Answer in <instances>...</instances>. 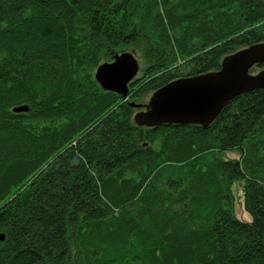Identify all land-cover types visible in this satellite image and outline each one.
Returning a JSON list of instances; mask_svg holds the SVG:
<instances>
[{
	"label": "trees",
	"instance_id": "16d2710c",
	"mask_svg": "<svg viewBox=\"0 0 264 264\" xmlns=\"http://www.w3.org/2000/svg\"><path fill=\"white\" fill-rule=\"evenodd\" d=\"M258 43L264 0H0V264H264V90L206 130L130 107ZM126 51L123 99L94 73Z\"/></svg>",
	"mask_w": 264,
	"mask_h": 264
},
{
	"label": "water",
	"instance_id": "95a60500",
	"mask_svg": "<svg viewBox=\"0 0 264 264\" xmlns=\"http://www.w3.org/2000/svg\"><path fill=\"white\" fill-rule=\"evenodd\" d=\"M264 63V43L241 49L224 57L220 69L195 77L174 80L149 97L145 110L132 117L136 127L196 125L207 129L234 98L255 90H264V68L251 71ZM139 63L130 52L116 55L111 62L100 64L94 79L102 90L128 97V85L137 77ZM130 107L141 106L131 103ZM26 106L14 108L26 112ZM0 235V241H3Z\"/></svg>",
	"mask_w": 264,
	"mask_h": 264
},
{
	"label": "rangeland",
	"instance_id": "374dc122",
	"mask_svg": "<svg viewBox=\"0 0 264 264\" xmlns=\"http://www.w3.org/2000/svg\"><path fill=\"white\" fill-rule=\"evenodd\" d=\"M126 52H130L132 53L136 59L138 60V63H139V72H138V75L141 73V70L143 68V64L141 63L139 57L137 56V54L131 52V51H126ZM118 55V54H117ZM105 62H108V61H105ZM104 62V63H105ZM257 72L256 69H253L251 71V74H255ZM147 102H148V99H146ZM146 102V103H147ZM146 103H144L146 105ZM141 106H143L144 104L142 103H139ZM144 108V107H143ZM227 157H231V158H237V155L234 154V153H230L227 155ZM232 193H233V196H234V210H235V214H236V217L240 220V221H243V222H250L251 219L249 217V215L245 212L244 210V205H243V196H242V190H241V186L240 184L238 183H235L232 188Z\"/></svg>",
	"mask_w": 264,
	"mask_h": 264
},
{
	"label": "flooded vegetation",
	"instance_id": "af4514ba",
	"mask_svg": "<svg viewBox=\"0 0 264 264\" xmlns=\"http://www.w3.org/2000/svg\"><path fill=\"white\" fill-rule=\"evenodd\" d=\"M146 108H140L139 110H145Z\"/></svg>",
	"mask_w": 264,
	"mask_h": 264
}]
</instances>
